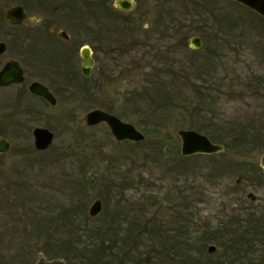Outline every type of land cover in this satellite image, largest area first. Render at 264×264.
<instances>
[{
	"label": "rangeland",
	"instance_id": "374dc122",
	"mask_svg": "<svg viewBox=\"0 0 264 264\" xmlns=\"http://www.w3.org/2000/svg\"><path fill=\"white\" fill-rule=\"evenodd\" d=\"M134 1L111 25L125 48L118 81L91 86L75 119L54 107L5 134L0 264L64 259L56 255L69 234L80 243L67 247L75 248L70 264H264L255 262L264 257V18L233 0ZM95 108L144 138L117 141L106 123L86 124L84 113ZM33 125L54 131L47 148L34 147ZM200 127L220 136L211 140L224 150L183 156L176 131L207 134ZM240 137L249 144L242 154L232 145ZM98 198L102 211L90 218ZM92 239L105 244L101 254L80 261ZM210 244L217 249L209 252Z\"/></svg>",
	"mask_w": 264,
	"mask_h": 264
},
{
	"label": "flooded vegetation",
	"instance_id": "af4514ba",
	"mask_svg": "<svg viewBox=\"0 0 264 264\" xmlns=\"http://www.w3.org/2000/svg\"><path fill=\"white\" fill-rule=\"evenodd\" d=\"M108 1L0 0V137L9 142L5 134L54 114V107L75 119L91 86L118 81L125 48L111 25L136 2L125 10ZM38 127L54 133L33 125L32 135Z\"/></svg>",
	"mask_w": 264,
	"mask_h": 264
},
{
	"label": "water",
	"instance_id": "95a60500",
	"mask_svg": "<svg viewBox=\"0 0 264 264\" xmlns=\"http://www.w3.org/2000/svg\"><path fill=\"white\" fill-rule=\"evenodd\" d=\"M238 4H241L261 17H264V0H233ZM118 6L125 10H129L133 7L134 2L132 0H119ZM201 38L193 36L190 39V46L198 49L201 47ZM84 122L88 125H96L100 122H106L109 126L111 134L116 140H132L140 141L144 138V135L131 123L120 120L116 115L108 113L101 109H94L87 113L84 118ZM177 136L180 139V153L183 156H189L193 154H213L220 153L224 150V146L220 143L213 142L206 134L199 132L195 129H178L176 131ZM34 145L37 149L47 148L53 141L54 134L46 128H35L33 132ZM9 150V142L7 139L0 137V153L7 152ZM259 164L264 172V153L259 157ZM247 197L254 200L253 193H247ZM101 199H95L89 209L88 214L90 217H95L102 211ZM217 247L213 244L208 246V251L213 252ZM35 264H67L64 259L53 258L46 259L41 256L37 259Z\"/></svg>",
	"mask_w": 264,
	"mask_h": 264
},
{
	"label": "trees",
	"instance_id": "16d2710c",
	"mask_svg": "<svg viewBox=\"0 0 264 264\" xmlns=\"http://www.w3.org/2000/svg\"><path fill=\"white\" fill-rule=\"evenodd\" d=\"M199 130H203V131H205V132H207V134H210L211 135V137H210V135H208L210 138H215V139H219V140H222L221 138H220V136H217V135H215V134H212V131H210L208 128H204V127H200V129ZM206 134V133H205ZM243 141H244V139L242 138V137H240V138H233V141H232V145L233 144H236L237 145V147H239V149H240V153L239 152H237V153H239V154H242V153H244L245 151H246V147L249 145L248 144V142H244L243 143ZM228 148V146L226 147V149ZM67 213V214H66ZM65 214L68 216V212H62L61 213V216H65ZM89 216V215H88ZM90 217V216H89ZM68 218V217H67ZM70 218V217H69ZM90 218H92V217H90ZM261 218L262 219H264V217L263 216H261ZM258 223L259 222H257L256 221V219L254 218V219H252V221H251V224H250V226H246V227H249V230H251L252 229V227H257L258 226ZM242 227H243V225H241ZM247 230V229H246ZM245 230V231H246ZM223 233V232H222ZM251 234V233H250ZM215 235L216 234H212V236H214L215 237ZM223 235L226 237L225 238V240H228L229 239V237H230V235H231V232H229L228 230H225V233H223ZM203 237V239H204V236H202ZM206 238H207V240L208 241H211V240H213V239H215V238H212L211 237V235H209V236H206ZM243 238V237H242ZM96 240H93L92 239V241H89V242H86L87 243V247H83L82 249H80L79 250V252H82V253H84L85 255H84V257L83 256H80L79 257V259H80V261L82 260V258L85 260V262H86V260H88L89 259V257L90 256H92V255H94V253H95V256H97L98 257V255L99 254H101V247H103L105 244L100 240V241H98V243H99V245H98V243L96 244V242H95ZM188 241L189 242H195V240L192 238V236H190V237H188ZM242 241H244V242H246L247 243V240H241V241H239V243L238 244H241L240 242H242ZM68 244H65V249H63L62 250V252H61V254H57L56 256H62L65 260H67V262H68V260H69V258H68V255L71 253V252H73L74 251V249L75 248H72V249H69V248H67V247H72L71 245H74L73 247H76L75 245H79L80 243H79V240H77L76 239V235L75 234H69V236H68V238H67V241H66ZM260 242H262L263 244H264V240H260ZM95 243V244H94ZM71 244V245H70ZM64 245V244H63ZM94 246V247H93ZM98 246V247H97ZM200 248H202V247H200ZM189 249V248H188ZM240 249V245H238L237 246V248H236V250H239ZM190 250V249H189ZM263 251H264V245H263ZM201 251L199 250L198 251V254L200 253ZM245 252H247V249L245 250ZM78 255H80V254H77V256ZM247 256V255H246ZM251 258L252 257H247V260H246V262H248V261H250L251 263L250 264H252V260H251ZM256 259H258V261H255V262H263L264 263V257L263 258H260V257H255ZM196 259L197 260H201V255L199 254V255H196ZM231 262V261H230ZM198 263H201V262H198ZM68 264H70V262H68Z\"/></svg>",
	"mask_w": 264,
	"mask_h": 264
}]
</instances>
